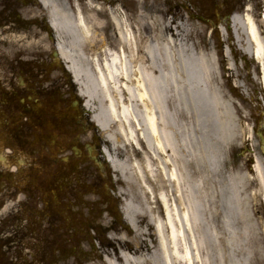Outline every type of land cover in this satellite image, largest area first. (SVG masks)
Instances as JSON below:
<instances>
[{
  "label": "rangeland",
  "instance_id": "374dc122",
  "mask_svg": "<svg viewBox=\"0 0 264 264\" xmlns=\"http://www.w3.org/2000/svg\"><path fill=\"white\" fill-rule=\"evenodd\" d=\"M52 2L55 8L65 13H74L76 5L86 17L101 13L97 19L103 25L94 31L86 44L78 46L77 32H66L61 36V41L77 62L84 85L93 95V113L100 112L101 119L108 128L106 133L100 131L101 135L96 138H91L90 135L84 137L80 142L78 157L87 162L90 174L105 176L102 193H110V187H115L114 198L117 204L111 205L114 217L105 213L103 199L93 185L96 180L91 176L84 179L85 187L79 188L76 182L64 184L54 177L55 167H49L46 172L41 173V166L46 163L42 152L46 153L48 147H44V151L38 147L35 152H19L11 147H14L12 141L0 139V190L7 194L3 198L2 212L8 220L11 216L14 217L13 220L17 217L18 222L17 259L11 257L13 252H8L5 258H13L12 261L16 264H29V261L37 264L38 257L46 255V264H105L107 254H114L125 244L134 249L144 242L149 243L153 249L158 247L149 213L164 219V210L157 194L162 190L168 191L167 180L158 169L159 160H165L166 156L157 152L159 160L153 158L146 144L139 138L140 133L132 118H121L120 105L116 106V117L110 116L104 89L96 80L92 62L97 55L103 59L104 48L118 49L116 28L110 20V13L120 9L141 44L171 22L174 33H178L172 49L177 64L182 59L188 60L193 67L203 64L199 54H188L191 50L213 53L219 72L218 81L226 99L223 106L225 109L230 108L231 113L210 117L204 126V132L200 131V120L197 117L186 120V133L185 123L177 124L180 130L178 138L183 141L188 137L190 151V155L186 157L184 146L179 147V171L191 183L200 177L205 179L207 206L204 213V250H216L220 246L224 264H264V202L257 193L249 213L243 214L237 208V170L247 169L254 179L252 169L257 158L264 170V92L260 82L261 69L240 48L244 46L247 35L240 33L241 41L237 42L230 21V17L248 13L264 36V0ZM5 3L10 8L22 10L20 16L24 20L21 19L20 25L24 28L22 31L10 26L0 28V78L7 76L11 66L16 68L15 64L19 60L36 59L42 63L47 62L53 48L47 34L29 26L31 20L40 22L43 14H47L39 0H0L2 19L5 17ZM221 28L225 30V34ZM103 42L106 45L102 48ZM45 67L47 68L46 65ZM221 67H226L227 71H221ZM58 77L57 74L53 75L50 80L54 82ZM208 95L211 96V92ZM237 125L241 134L238 141ZM131 126L135 130L134 137L139 148L129 132ZM12 129L9 126L6 132L9 133ZM220 131L231 138L227 146L222 145L218 137ZM4 134L0 127V138ZM106 136L111 137L112 141H108ZM87 145L97 148L92 154V157L97 158L101 155V145H104L123 168L125 180L110 168L104 158H99L105 162L103 169L94 160H90ZM60 157L62 158L61 154ZM55 158H58L57 155ZM147 166L157 169L155 175ZM4 182L8 183L5 185ZM254 182L250 191L252 195L258 192L256 179ZM26 185L29 186L28 194L24 191ZM171 198L180 203L175 193H172ZM124 210L136 220L137 231L127 224ZM174 264L180 263L175 261Z\"/></svg>",
  "mask_w": 264,
  "mask_h": 264
},
{
  "label": "bare ground",
  "instance_id": "6f19581e",
  "mask_svg": "<svg viewBox=\"0 0 264 264\" xmlns=\"http://www.w3.org/2000/svg\"><path fill=\"white\" fill-rule=\"evenodd\" d=\"M39 2L48 12L51 23L60 36L66 32L78 33L79 47L86 44L94 31L103 25L97 19L101 13L86 17L78 5L74 13L71 11L65 13L54 7L52 0H39ZM110 20L116 28L119 47L114 50L106 47L102 52L103 59L97 55V58L92 60L96 80L104 89L110 116L116 117V106L120 105L121 118L124 120L132 118L136 130L140 133L139 138L146 144L153 158L159 160L157 152L166 156L165 160H159L158 169L167 180L168 191L162 190L157 194L164 210V219L149 213V221L154 226L158 247L153 249L149 243L144 242L134 249L129 244H125L114 254H107L104 263L174 264L176 261L180 264H214L215 262L224 264L220 246L216 250L208 248L204 250L203 231L206 220L204 213L207 206L205 179L200 177L192 184L186 176H181L178 166V160L181 159L179 147L184 146L186 157L190 155V151L188 137L183 141L178 138L180 130L177 124L185 123L186 133L188 130L186 120L197 117L200 120V131L204 132V126L210 117L231 113L230 108L225 109L223 106L226 99L218 81L219 72L214 55L191 50L188 54L197 56L199 54L203 64L193 67L186 59H182L177 64L172 49L178 39V33H174L171 22L165 24L160 32L153 33L146 38L144 44H141L120 9L111 11ZM254 24L248 13L231 18V27L237 42L241 41L240 33L248 37L244 46H240L241 50L261 64L260 82L264 92V46ZM221 30L225 34V30L223 28ZM105 45L106 43L103 42L101 47ZM58 48L79 82L83 97L87 100V108L95 112L93 95L84 85L77 62L61 40ZM221 71L226 72V67H221ZM208 92L213 96H209ZM101 117L100 112L96 113L94 121L106 133L108 128ZM134 131L131 126L129 132L133 135L134 144L139 148ZM218 137L224 146L231 141V138L222 131L219 132ZM240 138L237 125V141ZM107 140L112 141L109 136ZM105 155L115 171L125 180V172L120 164L107 150ZM191 156L193 157V153ZM148 170L155 175L157 169L150 166ZM246 170H237V208L243 214L250 212V206L257 198V193L264 202V170L260 160L256 159L252 169L254 179L258 183V192L254 195L250 194V191L255 182ZM149 191L153 193L152 189ZM172 193L177 195L180 203L171 198ZM125 215L133 229L137 231L136 220L126 212ZM198 232L204 234L200 235Z\"/></svg>",
  "mask_w": 264,
  "mask_h": 264
},
{
  "label": "flooded vegetation",
  "instance_id": "af4514ba",
  "mask_svg": "<svg viewBox=\"0 0 264 264\" xmlns=\"http://www.w3.org/2000/svg\"><path fill=\"white\" fill-rule=\"evenodd\" d=\"M3 8H5V17L4 19L0 18V28L9 25L10 27H15L16 30L22 31V26L20 25L21 19H23L20 16L22 15V10L15 9L14 7L10 8L8 3H5ZM32 24H36L35 27L37 29L51 37V32L44 18H41L40 22L34 20ZM21 71H23L26 77L25 84H21L17 80V73ZM6 75V77L0 78V121L2 122L1 129L5 133H7L6 131H8L9 126L13 128L7 133V141L10 140L12 141L11 144H14V147L10 145L13 150L19 152L32 150L35 152L40 147L44 151V147H48V141L56 140L57 143L54 147H48L49 150L46 153L42 152L44 153L46 163L41 166V173L46 172L49 167H55L54 177L64 184H68L71 181L76 182L79 188L85 187L86 183L84 179L91 176L96 180L93 185L97 187V192L103 199V205L106 209L105 213L114 217L111 205L113 203L117 204V201L111 193H102V187L105 186L106 182L105 176L103 174L99 176L90 174L87 171V162L75 155L72 151V147L75 144L80 145L82 138L89 135L91 138H95L97 134L93 129L83 134L80 126L77 125V118L73 114H78V111H81L82 101L78 98L77 89L71 80L63 74L60 83L49 85V73L44 74V72L39 71L34 75L28 69L23 70L19 68L17 70L14 66H11V71H8ZM55 89L62 90L63 105H68L69 108H73L71 109L70 117L60 119L54 112H51V108L56 106L58 99ZM34 92L41 98L43 107L45 108L41 116L36 114L32 105L27 100ZM75 100H78L77 111L74 109L75 107H72ZM86 150L87 154L90 155L89 150L87 148ZM66 152L72 154L66 162L56 160L55 155ZM49 156L54 157L51 158ZM30 166H32V163ZM1 182L2 180H0ZM6 183L4 182L5 185ZM60 189L62 190V187ZM112 190L113 187L111 186L109 192ZM24 191L26 194L29 193L28 185H26ZM6 195L4 191L0 190V264H16L12 259H17L18 222L16 216L15 220H13V216L9 217L8 220L6 218L7 216L2 212L4 205L3 198ZM8 252L9 254L13 252V256L10 255L13 258H5ZM47 262L46 255L38 257L37 264H46ZM29 264H33V261H29Z\"/></svg>",
  "mask_w": 264,
  "mask_h": 264
},
{
  "label": "water",
  "instance_id": "95a60500",
  "mask_svg": "<svg viewBox=\"0 0 264 264\" xmlns=\"http://www.w3.org/2000/svg\"><path fill=\"white\" fill-rule=\"evenodd\" d=\"M261 43L263 44V46H264V40L262 39L261 40ZM59 56V52H55L54 53V57H58ZM66 68L69 70V67H68V65H66ZM76 80V79H75Z\"/></svg>",
  "mask_w": 264,
  "mask_h": 264
}]
</instances>
